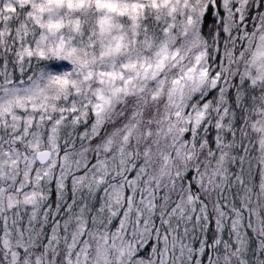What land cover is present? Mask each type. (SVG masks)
Wrapping results in <instances>:
<instances>
[{
  "label": "snow or ice",
  "instance_id": "snow-or-ice-1",
  "mask_svg": "<svg viewBox=\"0 0 264 264\" xmlns=\"http://www.w3.org/2000/svg\"><path fill=\"white\" fill-rule=\"evenodd\" d=\"M0 264H264V0H0Z\"/></svg>",
  "mask_w": 264,
  "mask_h": 264
}]
</instances>
